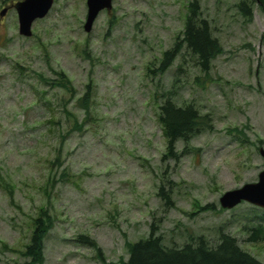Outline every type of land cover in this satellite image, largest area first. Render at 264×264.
I'll list each match as a JSON object with an SVG mask.
<instances>
[{
	"label": "rangeland",
	"instance_id": "obj_1",
	"mask_svg": "<svg viewBox=\"0 0 264 264\" xmlns=\"http://www.w3.org/2000/svg\"><path fill=\"white\" fill-rule=\"evenodd\" d=\"M16 1L0 0V11L7 8L0 16V173L12 187H0V264L26 259L33 218L47 198L53 224L43 264H122L127 243L147 235L153 215L168 246L189 234L215 242L224 224L264 263V241L245 242L239 230L251 204L219 205L225 191L256 181L264 168V10L254 4L246 19L241 0H200L222 53L203 73L182 50L151 77L147 66L182 30L189 0H112L90 32L83 29L86 0H54L29 37L18 33ZM52 69L64 71L74 91L52 89L33 74L50 76ZM88 82V123L80 131L72 118L84 119L77 97ZM168 90L176 103L192 101L208 113L212 124L177 161L161 160L157 106ZM58 153L61 166H51ZM163 178L174 182L173 206L157 195ZM82 233L97 241L104 260L75 241Z\"/></svg>",
	"mask_w": 264,
	"mask_h": 264
},
{
	"label": "trees",
	"instance_id": "obj_2",
	"mask_svg": "<svg viewBox=\"0 0 264 264\" xmlns=\"http://www.w3.org/2000/svg\"><path fill=\"white\" fill-rule=\"evenodd\" d=\"M254 4L259 9L264 10V0H241L238 3V8L246 19L252 17ZM182 50L189 54L194 65L203 73H208L212 60L223 51L219 39L213 33L210 20L202 13L200 0L188 1L182 30L176 34L173 44L162 52L157 64L155 59L149 63L146 75L151 72V77H154L164 73L173 64L176 57L182 54ZM178 69H181L180 65ZM52 70L53 74L46 77L36 70L33 71V74L41 83L52 89L74 91L72 80L64 71ZM19 74L24 75L26 72L20 71ZM84 87L83 93L77 97L85 111L84 119L81 122L74 118L75 116L65 106L62 107L67 118L73 115L72 120H75L73 128L80 131L87 129L85 126L88 123L86 121L89 116V102L92 94L91 83H86ZM173 91L168 90L160 94L164 99L157 106V119L164 139V151L161 160L177 161L190 152L188 148L190 140L202 132L212 129V124L209 114L201 113L192 101L176 103L173 99L175 96ZM62 131L60 128L58 135L63 138ZM179 142L183 143L181 148L178 147ZM51 164V166H61L60 153L57 154L56 160L51 161ZM53 176L56 174L47 176V184ZM46 185L42 188V193L47 196ZM173 185L172 180L163 178L157 188V195L163 200L165 207L174 204L171 198ZM0 187L3 190L7 187L9 192H12V187H8L2 173H0ZM49 203V198H47L45 206H39L37 215L33 218L28 241L22 251V255L26 259L17 264L44 263L45 237L53 224V218L48 210ZM208 207L212 208L214 204H207L200 208L203 210ZM244 219L245 222H242L239 228L244 233L243 241H264V209L249 205L244 214ZM159 221L160 218L156 219L153 215L148 224L147 235L132 243H127L128 256L122 261V264H264L241 247L239 237L226 231L224 224L218 226V236L215 242H211L204 234H189L181 245L172 244L168 246L163 243L164 237L159 232ZM74 239L76 242L92 248L96 256L104 260L102 248L94 238L82 233L77 234Z\"/></svg>",
	"mask_w": 264,
	"mask_h": 264
},
{
	"label": "water",
	"instance_id": "obj_3",
	"mask_svg": "<svg viewBox=\"0 0 264 264\" xmlns=\"http://www.w3.org/2000/svg\"><path fill=\"white\" fill-rule=\"evenodd\" d=\"M54 0H18L13 4L17 15L18 33L29 37L32 34V23L43 18L51 9ZM112 0H86V16L83 23L85 32H90L93 22L102 10L109 11ZM7 8L0 11L3 16ZM258 152L264 160V147ZM245 201L264 209V168L258 173L257 180L246 182L241 186L225 191L219 197V205L224 209H231L240 202Z\"/></svg>",
	"mask_w": 264,
	"mask_h": 264
},
{
	"label": "flooded vegetation",
	"instance_id": "obj_4",
	"mask_svg": "<svg viewBox=\"0 0 264 264\" xmlns=\"http://www.w3.org/2000/svg\"><path fill=\"white\" fill-rule=\"evenodd\" d=\"M15 13H16V11H15Z\"/></svg>",
	"mask_w": 264,
	"mask_h": 264
}]
</instances>
